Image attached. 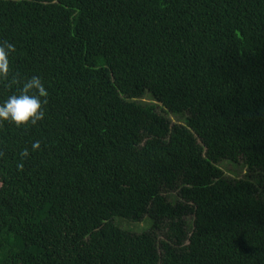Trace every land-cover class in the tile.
Returning a JSON list of instances; mask_svg holds the SVG:
<instances>
[{"label": "trees", "instance_id": "trees-1", "mask_svg": "<svg viewBox=\"0 0 264 264\" xmlns=\"http://www.w3.org/2000/svg\"><path fill=\"white\" fill-rule=\"evenodd\" d=\"M4 41L49 97L0 124V264H264V0H0Z\"/></svg>", "mask_w": 264, "mask_h": 264}, {"label": "clouds", "instance_id": "clouds-1", "mask_svg": "<svg viewBox=\"0 0 264 264\" xmlns=\"http://www.w3.org/2000/svg\"><path fill=\"white\" fill-rule=\"evenodd\" d=\"M16 51L14 44L7 41L0 43V82L15 88L12 94L0 101V124L9 122L17 128L35 127L46 117L45 105L48 104L49 92L40 76L21 77L18 73H11L10 57ZM31 148L32 151L40 150L41 142L34 141ZM29 154L25 149L20 156L26 158ZM18 168L22 169L23 164H19Z\"/></svg>", "mask_w": 264, "mask_h": 264}, {"label": "rangeland", "instance_id": "rangeland-1", "mask_svg": "<svg viewBox=\"0 0 264 264\" xmlns=\"http://www.w3.org/2000/svg\"><path fill=\"white\" fill-rule=\"evenodd\" d=\"M124 227H128V228H136V229H142L144 228V224H129L128 222H123L122 223Z\"/></svg>", "mask_w": 264, "mask_h": 264}]
</instances>
